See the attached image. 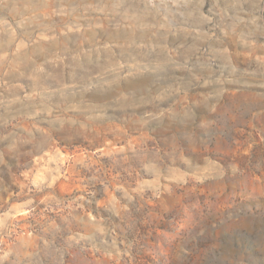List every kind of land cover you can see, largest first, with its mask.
Instances as JSON below:
<instances>
[{
	"label": "rangeland",
	"instance_id": "obj_1",
	"mask_svg": "<svg viewBox=\"0 0 264 264\" xmlns=\"http://www.w3.org/2000/svg\"><path fill=\"white\" fill-rule=\"evenodd\" d=\"M0 264H264V0H0Z\"/></svg>",
	"mask_w": 264,
	"mask_h": 264
}]
</instances>
